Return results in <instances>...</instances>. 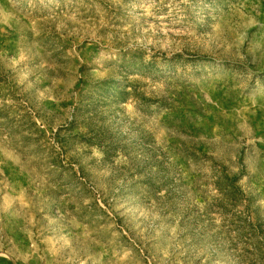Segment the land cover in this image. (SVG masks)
<instances>
[{"label": "rangeland", "instance_id": "obj_1", "mask_svg": "<svg viewBox=\"0 0 264 264\" xmlns=\"http://www.w3.org/2000/svg\"><path fill=\"white\" fill-rule=\"evenodd\" d=\"M0 264H264V0H0Z\"/></svg>", "mask_w": 264, "mask_h": 264}]
</instances>
